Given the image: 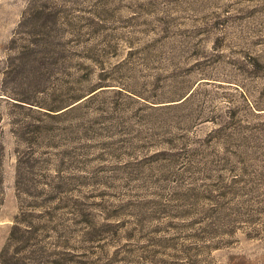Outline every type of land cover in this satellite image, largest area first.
Wrapping results in <instances>:
<instances>
[{
  "label": "rangeland",
  "instance_id": "rangeland-1",
  "mask_svg": "<svg viewBox=\"0 0 264 264\" xmlns=\"http://www.w3.org/2000/svg\"><path fill=\"white\" fill-rule=\"evenodd\" d=\"M0 264H264V0H0Z\"/></svg>",
  "mask_w": 264,
  "mask_h": 264
}]
</instances>
